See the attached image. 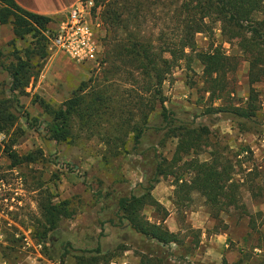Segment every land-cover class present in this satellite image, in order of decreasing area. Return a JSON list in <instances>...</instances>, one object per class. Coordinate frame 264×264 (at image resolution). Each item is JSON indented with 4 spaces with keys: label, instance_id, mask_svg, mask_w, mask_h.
<instances>
[{
    "label": "rangeland",
    "instance_id": "obj_1",
    "mask_svg": "<svg viewBox=\"0 0 264 264\" xmlns=\"http://www.w3.org/2000/svg\"><path fill=\"white\" fill-rule=\"evenodd\" d=\"M77 5L85 7L94 24L96 18L102 23V26H94L99 44L97 61H77L52 47V34L72 8L50 16L49 31L45 32L47 56L40 59V55L34 61L29 85L23 93L10 90L11 75L0 66V101L10 100V110L18 116L14 126L0 131V264H83V260L91 256L99 258L95 264H135L141 249L146 254L153 252L160 256L166 264H264V202L248 189L252 179L264 187V86H254L258 91L259 108L252 120L209 112L224 101L226 104L248 103L253 87L248 77V61L240 57L238 69L231 76L232 92L225 100L215 102L205 90L201 62L195 58L189 67L186 60L179 61L163 84L165 105L175 120L172 127L163 120L159 106L151 115L141 143L134 147L132 127L118 125L130 115L126 114L128 111L116 113V110H120L124 102L129 103L128 89L135 85L131 84L130 74L124 71H118V76L110 81L105 80L109 63L103 60L114 42L106 44L104 7L93 0H81ZM146 5L149 13L143 17V12L140 20L156 46L161 30L167 32L169 40L174 38L176 28L170 7L163 8L160 0H146ZM219 27L216 25L212 34H197L199 49H209L212 42L223 43L228 54L239 55L237 41H225ZM114 34L118 36L121 31ZM33 46L31 35L17 39L12 24H0V63L12 66L18 55L27 58ZM135 76L140 82L137 72ZM140 86L141 83H136V90ZM84 87L86 89L82 90ZM95 90H101L99 96L106 98L107 103L100 105L98 113L89 120L74 118L68 140L53 139L49 129L52 117L35 101L37 96L53 107L67 108L71 99L82 94L92 99ZM33 118H39L40 123H34ZM189 126H207L210 135L200 153L184 151L179 168L183 169L188 161L208 159L216 146L231 155L237 178L243 181L249 171H253V175L241 186L245 207L231 208L220 218L209 215L210 207L199 192L193 193L187 207L177 209L172 201L174 177H161L152 193L173 213L171 225H178L183 230L180 236L184 238L182 244L167 251L144 241L121 220L118 198L133 192L138 194L141 185H149L148 179L154 176L158 159L173 157L180 127ZM126 132L128 135L123 137ZM7 150L15 151L20 158L32 155L36 160H22L19 166H13ZM48 197L55 203L71 199L74 214L62 217L47 239L41 240L33 235L37 230L41 235L44 230L39 202ZM144 213L152 220L157 217L151 206H147ZM196 222L206 228L203 237L191 231ZM7 232L14 233L18 241L8 239ZM98 248L100 252L96 251Z\"/></svg>",
    "mask_w": 264,
    "mask_h": 264
},
{
    "label": "trees",
    "instance_id": "obj_2",
    "mask_svg": "<svg viewBox=\"0 0 264 264\" xmlns=\"http://www.w3.org/2000/svg\"><path fill=\"white\" fill-rule=\"evenodd\" d=\"M104 7L102 18L107 26L106 44H112L111 50H106L103 61L109 63L105 70V80L110 81L118 76V71L130 74L133 81L128 94V102H124L116 113L128 111L129 117L119 122V127H132L134 147L141 143L143 134L149 125L151 115L160 106V115L163 120L172 127L175 121L170 116V111L165 105L167 100L163 84L167 80L172 69L181 60H186L190 67L191 62L196 58L203 66V82L206 84V92L212 102L225 100L232 91L230 86L232 78L239 66L240 57H244L249 63L248 77L253 86L249 101L245 105L221 103L220 106L212 107L209 112H221L231 114L241 119H250L258 115L259 97L254 86H264V0H160L162 7H170L173 23H175L176 34L169 40L167 32L161 30L158 37L159 45L156 46L154 39L146 34L141 15L149 13L146 0H93ZM0 22L12 24L15 38L23 39L31 35L34 46L28 51L27 58L18 55L17 62L12 66L0 63L11 75V91L21 92L29 85L34 61L40 57L47 56L48 38L45 32L52 18L48 15L28 11L21 7L16 0H0ZM174 8H171L173 7ZM169 13V12H168ZM133 22V23H132ZM132 23V24H131ZM220 25L221 35L225 41L231 43L237 41L238 54L230 55L223 47V43L212 42L207 50L198 47L196 36L198 33L212 34L216 25ZM170 27V26H169ZM121 34H114V31ZM49 31V30H48ZM111 40V42L109 41ZM157 41V39H156ZM42 50L44 53L42 54ZM41 52V53H40ZM194 54V56H193ZM2 51L0 50V56ZM107 55V57H106ZM168 55L170 58H168ZM115 57V59H114ZM140 76V82L135 76ZM118 79V78H117ZM130 82V81H129ZM136 83H141L140 89L136 90ZM100 86V84H98ZM84 87L82 90H85ZM136 92V95H132ZM101 90H95L92 99L82 94L71 99L68 107H53L46 100L37 96L36 102L52 117L50 131L52 138L58 142L66 141L71 134V123L74 118L89 120L100 109V105L107 103L106 98H101ZM90 96V95H88ZM16 98V96H14ZM0 101V131L8 130L15 125L17 115L10 110L8 102ZM18 101V99H17ZM34 123H40L39 118H33ZM178 132L176 152L171 159L156 158L158 163L154 176L148 179L149 185H141L140 193L118 198V208L121 212V220L128 223L130 228L140 234L144 240L172 249V245L182 244L183 239L177 232L171 231L165 220L169 210L154 197L152 190L161 177L173 176L175 190L173 204L177 209L187 207L192 200L193 193L199 192L210 207V214L213 218H220L223 212L231 208H244L241 186L248 183V176L253 175L249 171L241 181L237 178L238 171L227 152L213 146L211 156L202 161L184 163V168H179V161L183 159L186 150H193L197 153L203 151V145L208 141L210 131L207 126L180 127ZM127 132L123 134L126 137ZM121 139V137H120ZM1 152V146H0ZM8 157L13 161V166H19L22 160H36L32 155L24 158L13 150H7ZM239 154H235L237 157ZM186 164V165H185ZM248 189L254 197H259L264 202V187L252 179ZM43 214L44 230L33 236L38 239H47L49 232L57 228L62 217L74 214L70 208L71 199H64L58 203L48 197L39 202ZM147 206L153 207L157 217L150 220L144 213ZM39 226V225H37ZM40 228V226H39ZM38 229V228H37ZM8 233V232H7ZM12 242L18 241L14 233L9 232ZM160 245V246H159ZM100 252V248L96 250ZM166 251V250H164ZM144 256L143 264H166L160 256ZM148 255V254H146ZM170 255V254H168ZM169 257V256H168ZM172 257V256H171ZM64 261V260H63ZM99 258L91 256L85 258L83 264H95Z\"/></svg>",
    "mask_w": 264,
    "mask_h": 264
},
{
    "label": "built area",
    "instance_id": "obj_3",
    "mask_svg": "<svg viewBox=\"0 0 264 264\" xmlns=\"http://www.w3.org/2000/svg\"><path fill=\"white\" fill-rule=\"evenodd\" d=\"M84 8V6L82 8L78 5L74 6L66 15V19L58 24L52 34V47L77 61H97L99 44L94 26H102V23L96 18L94 24Z\"/></svg>",
    "mask_w": 264,
    "mask_h": 264
},
{
    "label": "crops",
    "instance_id": "obj_4",
    "mask_svg": "<svg viewBox=\"0 0 264 264\" xmlns=\"http://www.w3.org/2000/svg\"><path fill=\"white\" fill-rule=\"evenodd\" d=\"M80 1L81 0H16V2L21 7H23L24 9H26L28 11L36 12V13H39V14L48 15V16L55 15V14H60V13L69 11L75 5H77ZM0 24H2V23L0 22ZM13 34H14V32H13ZM167 209L169 210V208H167ZM172 214L173 213L169 212V214L166 217V220H165L164 223L171 231L181 234V230L182 229L179 228L178 225H176V226H172L171 225L170 216ZM209 215L211 217H213L210 214V212H209ZM149 219L152 220L151 218H149ZM197 223L198 222H196V225H193V227H195V229L193 230V228H191V231H193V232L195 231L194 233H196L200 237H203L204 234H205L206 228H202L203 226L202 225H198ZM138 235H140V234H138ZM140 237L144 240V238L141 235H140ZM144 241H147V240L145 239ZM154 244L156 245V243H154ZM172 246H174V244ZM226 246H228V245H226ZM160 247H161V249L167 248V247H164V246H160ZM146 253L147 252H145L144 250L141 249V252L138 253V255H137V257L139 258V261L136 262L135 264H143V263H141V260L144 258ZM148 255H150V254H148ZM174 259H176V258H174ZM186 262L189 263L190 261L188 260ZM126 263L131 264L130 262H126ZM192 263H194V262H192Z\"/></svg>",
    "mask_w": 264,
    "mask_h": 264
}]
</instances>
